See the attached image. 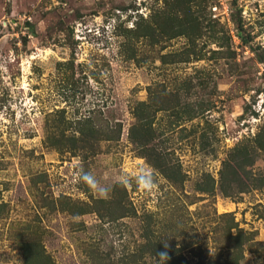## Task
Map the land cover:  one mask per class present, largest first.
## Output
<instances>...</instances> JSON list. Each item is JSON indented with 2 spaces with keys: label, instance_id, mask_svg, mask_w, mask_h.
Segmentation results:
<instances>
[{
  "label": "rangeland",
  "instance_id": "obj_1",
  "mask_svg": "<svg viewBox=\"0 0 264 264\" xmlns=\"http://www.w3.org/2000/svg\"><path fill=\"white\" fill-rule=\"evenodd\" d=\"M260 128L264 0H0V264H264Z\"/></svg>",
  "mask_w": 264,
  "mask_h": 264
},
{
  "label": "clouds",
  "instance_id": "obj_2",
  "mask_svg": "<svg viewBox=\"0 0 264 264\" xmlns=\"http://www.w3.org/2000/svg\"><path fill=\"white\" fill-rule=\"evenodd\" d=\"M77 167L80 169L79 174L77 176V181H83L88 185L91 190L96 192L101 198H107L111 191V187L102 183L101 180L98 179L94 173L90 171H85L82 162L78 164ZM132 180H135L136 184L142 190L145 191L151 192L157 187L155 174L150 166H141L139 168V171L133 175H129L127 173L121 174L117 178L116 182L121 184L122 186L127 187L131 184ZM159 255L160 258L164 261L168 259L166 252L160 253Z\"/></svg>",
  "mask_w": 264,
  "mask_h": 264
},
{
  "label": "trees",
  "instance_id": "obj_3",
  "mask_svg": "<svg viewBox=\"0 0 264 264\" xmlns=\"http://www.w3.org/2000/svg\"><path fill=\"white\" fill-rule=\"evenodd\" d=\"M144 136V135H143ZM143 136L142 135H140V137L139 138H137V139H139L138 140V143L141 145V146H143L144 144H145V140H143ZM252 143L254 144V146L257 148V149H260V150H262V151H264V130L263 129H259L255 134H254V138H253V140H252ZM241 152H243V154H244V156L246 157V149H243ZM232 161H233V159H232ZM231 161V159H230V161H226V162H224L223 164H222V169H221V171H220V178H223V177H221V176H223V174H224V177L226 176V174H225V171L223 172V170L226 168H228V172L229 173H231L230 172V170L233 168V166L235 165V163H233ZM230 162V163H229ZM232 162V163H231ZM233 175H235V173L233 172L232 173ZM221 180V179H220ZM242 235H243V233H242V231L240 230V229H238L237 228V230H236V233L234 234V235H232V238L233 239H235V238H242ZM156 246H158V247H160V249H158L157 251L155 250V247ZM151 250L152 251H155L156 253H164L163 251H164V249H163V247H162V245L160 244V243H157V242H152L151 243ZM175 251H177L176 249H175ZM240 253V252H242V246H240V245H233L232 247H231V251H230V254H237V253ZM174 253H172L171 254V256L173 255ZM176 254V253H175ZM173 255L174 256V261L173 262H171V261H169V258L171 257L170 255H167L168 256V259L166 260V261H164L163 260V264H184V263H182V257H180V255ZM238 257V256H237ZM236 259V258H235ZM200 264H202V262L200 263Z\"/></svg>",
  "mask_w": 264,
  "mask_h": 264
}]
</instances>
